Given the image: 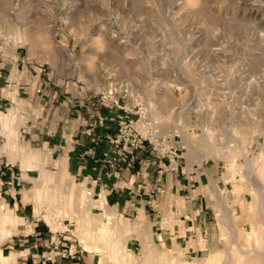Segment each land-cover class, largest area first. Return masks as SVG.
Segmentation results:
<instances>
[{"label": "rangeland", "instance_id": "374dc122", "mask_svg": "<svg viewBox=\"0 0 264 264\" xmlns=\"http://www.w3.org/2000/svg\"><path fill=\"white\" fill-rule=\"evenodd\" d=\"M30 65L42 71L44 89L62 91L61 100L72 103L80 91L97 100L95 107L112 109L110 102L98 104L112 91L122 107L141 108L145 120L156 122L160 136H177L173 140L184 147L187 168L205 166L215 174L205 187L209 218L205 234L199 226L198 239L181 245L160 236L157 223L143 214L119 216L105 196L103 205H95L100 198L86 193L88 200L77 208L83 186L65 178L57 157L27 135L43 112L36 100L41 84L34 79L32 96L0 113V166L34 172L31 183L20 182L27 188L23 201L30 202V221L4 205L8 198L1 190L0 215L11 209L19 222L6 226L0 253L22 256L25 248L11 250L12 240L23 231L31 234L32 219H39L53 232L49 241L59 234L67 237L62 254L69 255L70 248L81 252L65 259L67 264H123L112 250L125 245L133 264H160L162 254L164 264H205L208 259L206 264H237L241 255L242 264H264V248L255 250L254 241L246 240L252 233L248 218L264 234V212L252 194L254 188L264 190V179L240 173L246 157L264 153V0H0V79L7 80L0 85L9 92L25 85ZM25 100H32L30 109ZM239 140L245 141V154ZM37 180H42L40 189ZM89 201L91 209L84 213ZM66 207L77 208V214ZM234 210L239 220L233 221ZM177 214L166 217L164 226H173ZM103 221L112 242L98 245L87 234ZM118 227L127 242L118 237Z\"/></svg>", "mask_w": 264, "mask_h": 264}, {"label": "crops", "instance_id": "0c3cea01", "mask_svg": "<svg viewBox=\"0 0 264 264\" xmlns=\"http://www.w3.org/2000/svg\"><path fill=\"white\" fill-rule=\"evenodd\" d=\"M32 66L30 65V69L25 67V85L20 84L13 92H9L8 86L0 85V113L5 107L21 101L23 96L31 97L34 92L33 81L38 80L41 87L37 88L36 100L43 107V112L41 118H36L37 123L30 128V132H26L31 138L30 142H37V148H44V152L49 153L51 158L57 157L64 166V177L72 179L76 184L80 182L83 190L94 199L105 196L108 206L119 216L138 218L143 214L149 221L157 223L160 236H167L170 240L176 238L181 245L187 244L191 239L197 240L198 227H201L203 233L207 229L210 210L205 187L215 175L213 170L205 166H195V170H189L186 160L178 162V168L173 170L174 163L169 166L167 159H157L150 151L143 154L142 164L138 161L121 163L117 166V171L110 169L103 163V156L110 149L109 139L118 133V119L124 114V107L114 106L112 103V109L95 107L97 100L80 91L72 103L61 100L59 95L62 91L56 87L50 91L44 89L42 71L39 72ZM0 82H5L3 84L6 85L7 80L0 79ZM48 94L51 95L50 100H47ZM72 94L73 97L76 95ZM25 101V108L30 109L32 100ZM58 101V105L54 104ZM101 118L106 119L103 124L100 123ZM15 167L8 164L0 166V170L5 169L3 171L7 175L5 181L0 178V195L4 194L8 198V201L3 199L6 202L4 205L11 207L16 215H24L30 221L31 213L27 212L30 202L23 201V193L27 188L25 184L22 187L20 182L31 183V174L34 172L26 173L21 169V172H17ZM1 190L4 191L3 194ZM9 190L12 192L11 196ZM93 210L100 211L97 208ZM171 213H178L175 224L164 226L166 217ZM39 222V219H32L33 232L27 234L23 231L20 237L12 240L11 250L16 245L25 248L22 256L12 251L8 254L13 257L12 264H42V254L47 252L53 232L48 224L45 226ZM191 229L193 232H190ZM59 263L67 264V261L58 258L56 264Z\"/></svg>", "mask_w": 264, "mask_h": 264}, {"label": "built area", "instance_id": "2783aa9c", "mask_svg": "<svg viewBox=\"0 0 264 264\" xmlns=\"http://www.w3.org/2000/svg\"><path fill=\"white\" fill-rule=\"evenodd\" d=\"M113 96V92L110 91L100 98L98 104L105 105L106 102H110L114 106H119L120 99L116 100ZM94 105L96 106L97 104L94 103ZM123 110L124 114L118 119V133L109 139L110 149L104 153L103 163L110 169L117 171L116 168L121 163L138 161L142 164L143 154L150 151L157 159H167L169 166L174 163L173 170L178 168V162L184 161L185 157L183 153L184 147L174 142L177 136L173 137L174 140L169 136H160L157 123L145 120L142 117L141 108H123ZM105 121V118L100 119L101 124ZM69 226H72V224H69ZM62 241H67V237H63L62 234L51 238L48 247L49 251L42 254V264H56L58 258L62 261L69 257L72 259L79 257L78 255L81 252L77 248L74 252L70 248L69 255L62 254L60 247L65 245L62 244Z\"/></svg>", "mask_w": 264, "mask_h": 264}, {"label": "bare ground", "instance_id": "6f19581e", "mask_svg": "<svg viewBox=\"0 0 264 264\" xmlns=\"http://www.w3.org/2000/svg\"><path fill=\"white\" fill-rule=\"evenodd\" d=\"M176 126V125H175ZM208 132V131H207ZM234 133L235 134H238L239 133V131L237 132V131H234ZM233 136H237V135H234L233 134ZM188 138V137H187ZM189 140V139H188ZM190 141V140H189ZM188 141V142H189ZM240 141V140H239ZM191 142V141H190ZM190 142L188 143V144H190ZM192 143V142H191ZM237 144H238V142H236ZM210 144V143H209ZM195 145V144H194ZM240 147H241V150H243V154H245V152H246V147H245V141H243L242 142V144H241V141H240ZM187 146V145H186ZM191 146V145H190ZM196 146V145H195ZM239 146V145H238ZM41 152H37V155H39ZM246 160L244 161V165H243V169H242V171L240 172V173H244V172H247V175L248 174H254L255 176L257 175V176H260L262 179H264V153H260L259 155H258V157L257 158H255V156L254 157H252V158H248V157H246L245 158ZM233 166V165H232ZM231 166V167H232ZM230 167V168H231ZM235 166H233V168H234ZM239 167V166H238ZM233 168H231V170L233 169ZM237 168V167H236ZM235 168V169H236ZM239 168H241V167H239ZM232 172H233V170H232ZM238 173V172H237ZM234 174H236V173H234ZM246 175V174H245ZM251 178V177H250ZM42 180H37V185H36V189H40L41 187H42ZM213 184V183H212ZM213 186H215V185H213ZM240 188H241V186H240ZM254 188V187H253ZM237 189L239 190V186L237 187ZM79 190H81V189H79ZM79 192V194H78V196H77V202H76V207L78 208L79 206L78 205H84V203L83 202H85V199L86 200H88V197L86 198V191H84V190H81V191H78ZM36 193V192H35ZM74 193V192H73ZM253 195H254V200L256 199V198H259V202H260V206H261V209H262V211L264 212V190H259V189H256V188H254L253 189V193H252ZM103 196V195H102ZM100 197V200L98 201L97 200V202L95 203V205L97 204V203H100L101 205H103V197ZM39 200V199H38ZM75 201V200H74ZM37 202V201H36ZM93 203L91 202V201H89V202H87V210H85V212L84 213H87V212H89V210L91 209V205H92ZM64 206V205H63ZM62 206V207H63ZM257 206V205H256ZM255 206V207H256ZM81 207V206H80ZM77 208H75L74 210H72L70 207H66V209H67V211L69 212V213H71V214H74V215H76L77 213ZM177 211V210H176ZM40 216V215H39ZM142 216V217H141ZM51 217V216H50ZM140 217L141 218H144L143 217V215L141 214L140 215ZM232 219H234L233 221H236V220H239V217H238V214H237V212H236V210H234L233 211V213H232ZM249 219V220H248ZM247 219V221H249L250 222V225H251V228H252V233L251 234H249V236L246 238V240H249V239H252L253 241H254V247H255V250L257 249V250H259V249H261L262 247L264 248V246H262V245H264V244H262V242L264 241V234L263 235H261L258 231H255V225L253 224V222H251L250 221V218H248ZM51 220H53V219H51ZM98 220V219H97ZM104 221H105V219H103ZM246 220V219H245ZM252 220V219H251ZM104 221L101 223V225H99L98 226V228L96 227L97 225H95L94 224V227H92V228H90V230H89V232H88V234H87V238H90V236L92 237V239H93V242H95V243H98V245H100V244H106V243H108V242H112L111 240L112 239H110V240H108V237L107 236H105V229H104ZM19 222V220H18V218L17 217H15V215H14V213H13V210H11V209H8L7 210V212L6 213H3L2 215H0V232H1V235H0V237L2 236H5L7 233H8V228L6 227L7 225H9V226H13V225H16L17 223ZM101 222V221H100ZM99 222V223H100ZM166 222V221H165ZM249 222H247V223H249ZM95 223V222H94ZM168 223V222H167ZM238 223V222H237ZM141 224V223H140ZM234 225V224H233ZM236 226V225H235ZM237 226H240V224L239 225H237ZM119 229H118V237L125 243V242H127L128 241V236L127 235H125V234H123L122 233V228L121 227H118ZM237 228V227H236ZM239 228V227H238ZM126 229H127V227H126ZM232 229V228H231ZM129 236H131V234L129 235ZM117 239V238H116ZM107 240V241H106ZM262 244V245H261ZM126 246V245H125ZM125 246L123 247V249L120 247V246H117V247H115V248H113V250H112V255H113V257L115 258V260L116 259H118L119 258V260L121 261V263H123V264H133V263H130V262H128L127 261V248H125ZM245 247H246V244H243L242 246H241V248L243 249V252L245 253V255H246V253H248L249 252V250H246L245 249ZM233 250V249H232ZM248 251V252H247ZM252 251H254V250H252ZM251 251V252H252ZM235 252H238V251H235ZM235 252H233V254L235 253ZM258 252V251H257ZM261 252V251H260ZM262 252H263V249H262ZM250 253V252H249ZM160 254H162V253H160ZM163 255V254H162ZM162 255H159V262H160V264H164L163 263V256ZM235 255H239L238 253L237 254H235ZM256 255H258L257 253H256ZM259 255H260V253H259ZM262 255H263V253H262ZM4 256H5V258H4ZM242 257L241 258H244L243 256L244 255H241ZM247 256V255H246ZM2 257V258H1ZM236 257V256H235ZM250 257V256H249ZM264 257V256H263ZM234 258V257H233ZM236 258H238V263L237 264H242L243 262H242V260H241V258L238 256V257H236ZM177 259V258H176ZM246 259H247V257H246ZM245 259V260H246ZM233 260V259H232ZM244 260V259H243ZM250 260V259H249ZM176 261H178V259L176 260ZM234 261H236V260H234ZM9 262V256L8 255H6V254H3V252L2 253H0V264H7ZM206 262H209V259H208V261H205L204 263L206 264ZM246 262V261H245ZM167 263V262H166ZM171 264H176V262L175 261H172L171 262ZM178 264H179V262H178ZM245 264V263H244ZM250 264V263H249Z\"/></svg>", "mask_w": 264, "mask_h": 264}]
</instances>
